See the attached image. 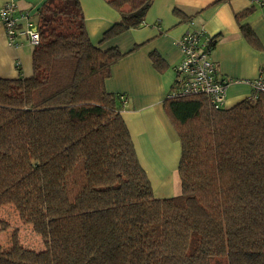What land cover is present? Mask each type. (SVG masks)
Masks as SVG:
<instances>
[{
  "label": "trees",
  "instance_id": "1",
  "mask_svg": "<svg viewBox=\"0 0 264 264\" xmlns=\"http://www.w3.org/2000/svg\"><path fill=\"white\" fill-rule=\"evenodd\" d=\"M104 1L120 19L103 41L140 27L152 2ZM37 16L31 75L0 77V206L44 248L14 233L0 264H264V91L221 109L168 96L180 193L157 198L105 87L123 53L91 43L79 0H44Z\"/></svg>",
  "mask_w": 264,
  "mask_h": 264
},
{
  "label": "crops",
  "instance_id": "2",
  "mask_svg": "<svg viewBox=\"0 0 264 264\" xmlns=\"http://www.w3.org/2000/svg\"><path fill=\"white\" fill-rule=\"evenodd\" d=\"M43 1L0 0V6L14 2L19 9L35 13ZM79 2L91 43L102 50L117 47L123 53L111 66L105 87L120 95L121 116L154 193V175L161 177L166 170L163 166L169 163L175 162L176 168L180 158V142L163 107L175 79L174 67L182 57L180 38L186 31L200 28L214 37L210 56L217 78L230 79L224 101V108H229L250 97V82L264 71V3L152 0L140 27L103 41L104 32L119 21V14L104 0ZM23 21L19 20L20 26ZM32 50L25 35L10 44L0 22V77L30 76ZM152 52L161 57V70L153 66ZM156 195L163 198L173 194Z\"/></svg>",
  "mask_w": 264,
  "mask_h": 264
},
{
  "label": "built area",
  "instance_id": "3",
  "mask_svg": "<svg viewBox=\"0 0 264 264\" xmlns=\"http://www.w3.org/2000/svg\"><path fill=\"white\" fill-rule=\"evenodd\" d=\"M256 4L264 0H250ZM23 19V26L18 23ZM37 11L32 13L19 9L14 2L0 6V22L2 23L8 42L15 44L16 38L25 35L30 46L39 43ZM214 44V37L203 28L186 31L179 40L182 51L180 61L175 65V79L169 97H184L203 95L214 109L224 108L226 86L230 79H219L216 67L211 59L210 51ZM254 99L258 92L264 91V71L250 82Z\"/></svg>",
  "mask_w": 264,
  "mask_h": 264
},
{
  "label": "rangeland",
  "instance_id": "4",
  "mask_svg": "<svg viewBox=\"0 0 264 264\" xmlns=\"http://www.w3.org/2000/svg\"><path fill=\"white\" fill-rule=\"evenodd\" d=\"M172 165L173 166H171L170 168H168L167 166H163L166 170L163 169V173L160 178H166L167 180H169L168 193L172 191V194L176 195L180 193V180L177 174V167L175 168V162L172 163ZM163 167H161V169ZM172 175L173 181L171 182ZM154 195L155 197L157 196L156 193ZM0 221H4L9 225V228L6 231H0V246L3 249H7L11 246L12 234L16 233L17 240L22 247L33 249L36 251L43 250L44 246L42 239L33 231L31 224L23 222L20 219L16 207L13 204L8 203L0 206Z\"/></svg>",
  "mask_w": 264,
  "mask_h": 264
},
{
  "label": "bare ground",
  "instance_id": "5",
  "mask_svg": "<svg viewBox=\"0 0 264 264\" xmlns=\"http://www.w3.org/2000/svg\"><path fill=\"white\" fill-rule=\"evenodd\" d=\"M172 165V163H169L167 165L168 168H170ZM153 186L155 188V192L157 194H168V190H169V183L166 178L165 179H161L159 176H155L153 178Z\"/></svg>",
  "mask_w": 264,
  "mask_h": 264
}]
</instances>
